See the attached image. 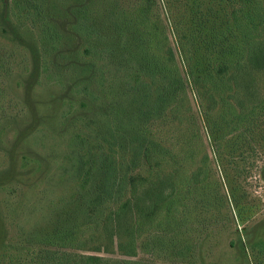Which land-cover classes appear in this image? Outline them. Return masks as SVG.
Returning a JSON list of instances; mask_svg holds the SVG:
<instances>
[{"label":"trees","instance_id":"trees-1","mask_svg":"<svg viewBox=\"0 0 264 264\" xmlns=\"http://www.w3.org/2000/svg\"><path fill=\"white\" fill-rule=\"evenodd\" d=\"M87 1L93 0L75 11L77 22L80 16L92 19ZM165 2L183 70L169 36L150 18L152 0L137 2L134 26L124 22L116 29L117 41L129 38V28L142 29L143 40L132 43V52L122 44L119 51L107 49L112 59H101L98 42L106 37L97 36V23L84 25L97 40L82 55L76 47L69 51L70 88L87 119L61 165L60 180L71 185L60 192L54 185V264H141L142 252L168 249L167 228L174 229L186 208L184 191L188 195L211 179L200 122L208 138L217 136L212 150L219 149L217 122L226 121L225 105L237 120L227 122L222 138L244 119L253 124L264 105V0ZM0 3L6 25L15 30L9 0ZM140 47L146 51L139 53ZM34 61L32 83L41 72L38 54ZM12 175L13 167L1 172L0 184ZM113 252L122 259L102 255Z\"/></svg>","mask_w":264,"mask_h":264},{"label":"rangeland","instance_id":"rangeland-1","mask_svg":"<svg viewBox=\"0 0 264 264\" xmlns=\"http://www.w3.org/2000/svg\"><path fill=\"white\" fill-rule=\"evenodd\" d=\"M138 1H87L92 19L80 16L77 22L75 11L85 0H9L15 30L6 25L0 3V173L13 167L12 177L0 184V264H54V185L59 192L70 187L60 180L61 165L87 119L70 88L73 67L65 63L74 47L82 55L97 40L84 26L93 23L101 29L97 36L108 38L98 42V50L104 48L101 59H112L107 49L119 51L122 44L132 52V43L143 40L142 29L129 28V38L120 41L116 29L124 22L133 25ZM152 1L150 18L169 36L183 70L166 2ZM122 13L125 19L118 17ZM80 24L84 27L77 36ZM35 54L41 72L32 83ZM188 92L197 111V99L189 87ZM230 111L225 105L226 121L217 122L219 149L212 150L217 136L208 138L200 122L211 179L188 195L184 191L186 208L174 229L167 228L168 249L157 247L155 255L142 252L141 264H264V105L253 124L244 119L238 131L222 138L227 122L237 120ZM102 255L122 259L115 252Z\"/></svg>","mask_w":264,"mask_h":264}]
</instances>
